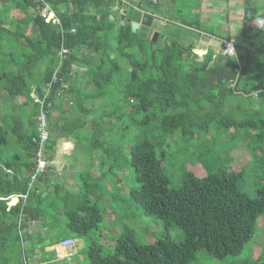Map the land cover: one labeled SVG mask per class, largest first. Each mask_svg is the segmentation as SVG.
I'll return each mask as SVG.
<instances>
[{
	"label": "trees",
	"instance_id": "16d2710c",
	"mask_svg": "<svg viewBox=\"0 0 264 264\" xmlns=\"http://www.w3.org/2000/svg\"><path fill=\"white\" fill-rule=\"evenodd\" d=\"M46 2L61 26L42 18V7L35 0H0V105L4 109L0 115V152L2 145L19 148L13 155L5 153L2 157L0 153V264H23L17 234L21 213L48 229L44 237L27 236L31 243L27 255L36 264H69L59 260L50 248L73 235L87 239L100 228L104 216L94 193L100 182L116 186L122 182L112 177L120 173L122 151H129V167L138 186L129 189L131 202L143 215L163 221V236L142 244L133 231L125 230L116 243L113 241V252L108 254L98 239H88L89 264H191L200 250L220 260L241 255L255 236L258 219L264 215V186L257 198H251L238 186L242 173L227 169L211 173L207 169L202 177L186 172L182 186L172 189L163 158L157 155L160 143L149 138L138 141L136 131L129 134L128 140L127 133L142 125L136 115L145 111L157 116L159 112L164 142L180 129L186 134V128L195 120L192 118L199 119L200 128L211 125L215 114L206 112V102L220 109L229 97L241 95L239 92L245 96L259 91L263 98L264 90L256 88L264 84V31L255 33L246 20L235 38V56L221 51L214 57L209 51L198 61L202 51L194 53L177 36L153 42L139 38L129 24L116 28L111 17L117 0ZM13 11L20 16L12 17ZM29 25L33 33L28 37ZM62 46L70 49L62 71L70 84L67 95L73 101L66 115L77 116L62 125V117L50 121L48 147L53 151L58 140L72 136L75 151H81V137L71 132L84 126L86 149L104 154L100 175L94 178L91 171L79 173L76 192L66 191L64 175H47L42 178L39 194L32 191L26 202L22 198L18 202L7 200L27 192L37 149L34 140L38 105L31 94H41L58 64ZM257 62L262 64L260 70ZM230 80L237 81L235 87L230 86ZM85 86L90 89L85 90ZM17 98L24 99V103L17 105ZM103 98L109 101V107H115L100 117L106 126L104 140L90 135L97 125L92 109L86 107L88 101ZM61 103L54 102L55 106ZM126 115H130L129 124L125 123ZM151 123L152 117L148 116L145 124ZM248 125L229 119L218 122L220 129L233 128L235 133ZM9 136L14 139H7ZM105 167L107 170H103ZM60 203L68 218V235L57 232L61 224L48 213ZM173 228L183 230L184 240L171 237ZM255 264H264V250Z\"/></svg>",
	"mask_w": 264,
	"mask_h": 264
},
{
	"label": "rangeland",
	"instance_id": "374dc122",
	"mask_svg": "<svg viewBox=\"0 0 264 264\" xmlns=\"http://www.w3.org/2000/svg\"><path fill=\"white\" fill-rule=\"evenodd\" d=\"M198 61H201V58ZM257 69L260 70L262 64L257 62ZM256 64V65H257ZM254 92V91H253ZM71 98V97H70ZM22 98H17L16 101ZM72 101V98H71ZM73 102V101H72ZM206 105V112L215 114L213 123H207L200 128L199 119L192 118V124L186 128L187 133L184 134L180 129L172 135H168L163 142V137L160 134V118L161 114L145 112L136 115L135 119L142 123L138 128L132 127L131 132L127 133L128 140L130 135H136L138 141H143L147 138L155 143H160L157 148V155L163 158V164L167 176L169 177V187L178 189L182 186L186 172H193L196 176H205L207 169L214 173L219 169L233 170L236 173H242L239 179L238 186L240 190L248 194L251 198H257L259 190L264 186V97L254 99L244 95H233L229 97L220 109H214L209 102ZM72 107V106H71ZM86 107L92 109V115L96 121V128L92 129L90 135H99L102 140L105 139V123L101 122L100 117L105 112H113L115 107H109V101L105 98L88 101ZM215 110L218 112L216 113ZM119 112L118 115H120ZM155 114V116H152ZM117 115V116H118ZM152 117L150 126L145 124L147 117ZM156 117V118H155ZM221 119H229L236 123H249L250 125L239 129L235 133V129H227L218 126ZM109 122L108 120H104ZM125 123H130V115H126ZM144 123V125H143ZM254 123V124H253ZM81 124V121H80ZM111 126V124H110ZM208 126L207 128H205ZM85 127L81 125L78 129L71 132L77 135L81 141L82 160L89 163L91 152L86 149L87 141L84 139ZM86 131V130H85ZM130 134V135H129ZM89 135V136H90ZM14 139L9 136L7 139ZM1 149L5 152L15 154L19 148H11L2 145ZM96 155L102 160L104 157L103 151L97 150ZM122 166L120 173L113 176L114 180L121 179V183L111 184L108 182H100V186L94 193L96 203L98 204L103 216L104 222L100 228L94 233H91L89 238H76L75 235V255L66 260L69 264H89L87 255L88 239L99 240L105 247V254L113 252L114 243L124 233L125 230L133 231L135 238L139 243L147 244L162 239L164 231V223L156 216H145L131 202L128 195L131 187H138L134 182L132 170L129 167V151H122L120 154ZM72 167V166H70ZM85 170H88L85 168ZM103 170H107L105 167ZM69 172H63L67 175ZM84 174V173H83ZM100 175V174H98ZM97 178V177H95ZM62 181H65L63 178ZM83 181L80 183L82 184ZM112 187L110 188V186ZM66 191L76 192L78 187L75 184L66 186ZM10 205H12L10 203ZM64 204L52 206L49 210L50 218H55L60 222L61 226L57 229L62 235L70 234L67 229L68 218ZM171 237L176 241H182L185 238L184 232L180 228H173L170 231ZM114 241V243H113ZM264 250V215L258 219L257 229L254 238L245 246L243 252L239 256H229L222 260L210 255L206 250H200L196 253V258L191 264H255Z\"/></svg>",
	"mask_w": 264,
	"mask_h": 264
},
{
	"label": "crops",
	"instance_id": "0c3cea01",
	"mask_svg": "<svg viewBox=\"0 0 264 264\" xmlns=\"http://www.w3.org/2000/svg\"><path fill=\"white\" fill-rule=\"evenodd\" d=\"M125 3L138 7L143 11L154 15L156 18H160L164 21H172L179 25L199 31L202 35L208 37L209 40H201L198 46L184 42L187 46H190L193 49L194 53L197 49L202 51V53L198 55L201 60L203 59V55H206L209 51L214 54V57L221 52L223 50L221 42L233 38L235 39L240 34L246 20L250 22L255 33L264 31V0H117L113 11L117 7L121 8ZM31 15H33V11H31ZM11 16L18 17L20 14L18 11H13L11 12ZM111 20L114 21L116 28H119L124 24H129L134 31L133 24L122 20L120 15L117 17L112 15ZM26 33L28 37L32 35L33 27L31 25H29ZM162 36L163 35H160L158 39L165 40L170 37H176L177 35ZM177 37L181 40L179 36ZM87 89L90 88L85 86V90ZM256 89L260 91L264 90V84L258 85ZM2 98L3 97H1L0 100ZM22 103H24V99L16 101L17 105H21ZM0 104H2V100L0 101ZM69 110V105L64 103L57 105L50 121L54 122L62 117L59 122V125H62L65 120L76 118L77 115L75 114L71 116L66 115V112ZM3 112L4 109L0 105V115H2ZM57 127L59 126L57 125ZM55 148L57 151H54V156L64 162L63 169L66 166V171L69 172L63 177L66 186L72 184L77 186L78 174L82 172L91 171L94 178L99 176L98 174L101 171L100 165L102 160L100 159V156L95 154L96 151L91 152L92 160L89 163L85 162L84 164L81 154L82 151H75L76 142L72 136L58 140ZM0 153L2 154V157H5V153L10 154V152L5 151H1ZM66 158L69 159L66 160ZM84 166L88 170H85ZM43 228L45 227L39 225L37 229H33V231H40L43 230ZM70 239L75 240L74 238ZM30 247L31 243L29 241L26 250H29ZM74 248L71 252L76 254ZM26 250L25 253L27 254L29 251ZM28 256L31 257L29 254ZM33 264H36V262L33 261Z\"/></svg>",
	"mask_w": 264,
	"mask_h": 264
},
{
	"label": "built area",
	"instance_id": "2783aa9c",
	"mask_svg": "<svg viewBox=\"0 0 264 264\" xmlns=\"http://www.w3.org/2000/svg\"><path fill=\"white\" fill-rule=\"evenodd\" d=\"M38 4L41 5L42 9L40 15L46 21H50L57 26H61L60 19L56 16L55 12L51 9L50 5L46 0H35ZM71 1V0H70ZM72 33L75 32V29L71 30ZM222 53L226 56H235V39L224 40L221 42ZM70 53V49L62 46L58 52V64L53 71L50 80L46 83L40 95L35 92L31 94L33 101L38 105V114L36 116V137L35 143L37 146L34 158H33V168L29 174V182L27 192L23 195H15L7 200L11 201L16 200L18 202L19 198H22L25 202L29 197V194L32 191H36L37 194L40 193L41 187L43 185L42 178L47 177V175H56L57 177L63 176V165L64 162L54 156V151H57L56 148L53 151H50L49 144L51 139L50 133V120L55 110V103L58 101L63 102L66 105L71 106V98L67 95L69 90V81L67 77L62 73L63 71V61ZM235 80H230V86L235 87ZM239 94H243L239 92ZM259 91H255L250 95H245L247 97H252L254 99L259 98ZM244 95V94H243ZM10 172V171H8ZM39 222L36 219H26L24 213H21L20 218L17 221V234L20 239L23 254H24V263L23 264H33V258L29 257L25 250L29 245L27 239L28 235L32 234H41L42 237L46 235L47 229L33 231L37 229ZM75 246V241L73 239H67L59 242L58 244L50 248L53 251L58 259H66L75 255L71 250Z\"/></svg>",
	"mask_w": 264,
	"mask_h": 264
},
{
	"label": "water",
	"instance_id": "95a60500",
	"mask_svg": "<svg viewBox=\"0 0 264 264\" xmlns=\"http://www.w3.org/2000/svg\"><path fill=\"white\" fill-rule=\"evenodd\" d=\"M112 15L115 17L120 15L122 20L132 23L134 32L143 40L156 42L160 35H177L180 37L181 41L196 46L199 45L201 40H209L208 37H205L199 31L172 21H164L160 18H156L154 15L128 3L123 4L121 8L117 7L112 12ZM67 159L69 158H66V160ZM63 171H66V166Z\"/></svg>",
	"mask_w": 264,
	"mask_h": 264
}]
</instances>
